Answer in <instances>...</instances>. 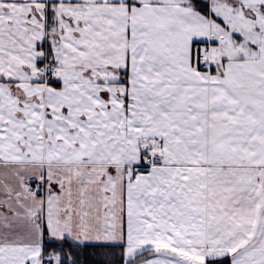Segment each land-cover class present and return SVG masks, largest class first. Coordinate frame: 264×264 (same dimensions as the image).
<instances>
[{
  "label": "snow or ice",
  "instance_id": "1",
  "mask_svg": "<svg viewBox=\"0 0 264 264\" xmlns=\"http://www.w3.org/2000/svg\"><path fill=\"white\" fill-rule=\"evenodd\" d=\"M0 264H264V0H0Z\"/></svg>",
  "mask_w": 264,
  "mask_h": 264
}]
</instances>
